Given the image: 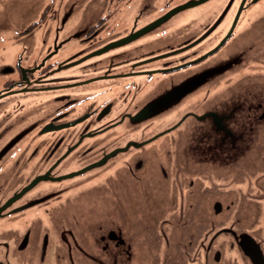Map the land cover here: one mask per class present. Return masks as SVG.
<instances>
[{
	"label": "flooded vegetation",
	"instance_id": "1",
	"mask_svg": "<svg viewBox=\"0 0 264 264\" xmlns=\"http://www.w3.org/2000/svg\"><path fill=\"white\" fill-rule=\"evenodd\" d=\"M25 1L0 15V127L30 130L0 133V264H264V0ZM218 60L206 87L234 84L160 131L167 103L126 102ZM153 71L173 79L151 92ZM251 78L253 101L212 105ZM108 167L109 212L65 197Z\"/></svg>",
	"mask_w": 264,
	"mask_h": 264
},
{
	"label": "rangeland",
	"instance_id": "2",
	"mask_svg": "<svg viewBox=\"0 0 264 264\" xmlns=\"http://www.w3.org/2000/svg\"><path fill=\"white\" fill-rule=\"evenodd\" d=\"M28 5H29L28 2L25 0H0V15L3 11L8 10L9 8L19 9V8L23 7L25 10H28V7H29ZM212 46H213V44L209 43V41H207L202 45V47L199 50L194 52L197 54H195V55L189 54V55L185 56L184 58H178L179 61L181 59H185V60H183L182 62H174V64L184 63L183 65H188L189 61L198 60L205 52H207L210 48H212ZM191 63H194V62H190L189 64H191ZM225 64L226 63L223 62L222 60H218L216 62L212 61L211 63L205 62L204 64H200L199 65L200 67L198 69L190 72L185 77V79L178 82V84L175 83V84L170 85L171 87L168 86L167 88H164L167 90L164 93H162V92L160 93V91H157L156 93L153 94V96L150 99H148V97H146L149 94L147 92L135 93L133 95L127 94L126 102H128L133 96H135L136 97L135 102H139V106H138L137 110H139L140 108L145 106L147 103L152 104V103L158 102V101L167 103L166 105L163 106V108H161V112L163 114H165V113L168 114L167 117L163 118V119L155 120L152 122V125H151V129H152L153 133L160 131V129L164 128V125H168L171 121L175 120L177 118V116L180 114V111L178 109H176V107H177L176 104L180 103V101L183 97L187 96L188 94H192V92H194L197 89L200 90L198 92L199 96L197 95L198 94L197 93L196 95L190 97L187 101H185V105L183 107L184 111H185L187 109H190L192 107V105H196V104L200 105L202 102H206L208 100L209 95H210V97L213 96V92L217 86H218L217 90H215V91H219L220 89H223L224 86H226L230 83H233L237 79V77H235V79L228 81L225 78V79H222L221 81H219L214 86H212L210 84V87H206L208 84V81H211V80L217 78L216 76H218V74H216V76H215V73L222 72V71L226 70V69H224ZM218 66L223 67V68L219 69ZM159 68H162V66H159ZM153 73L159 74V75L154 76V79L152 80V83L149 86L151 89V92L154 89H156L158 86H159V88L162 87L161 85H163V81L166 82L167 79L168 80L173 79V78H169L170 76L165 75L166 74L165 71H153ZM177 75H180V74H177ZM177 75H174V76H177ZM177 78H180V77H177ZM182 78L183 77H181V79ZM251 79H248L244 84H239L237 91H232L231 93L227 94L224 97H219L216 95L215 97H217V98H215L214 100L211 101L212 105H216L219 102H223V103H231V106H232V104H234V103L253 101V99H252L253 91L250 89L249 85H250V83H255L254 81H256V79H254V78L252 80ZM126 82L127 81H125V83ZM125 83H122L120 85L115 84V86H116L115 92L121 91L123 89V86L125 85ZM141 85H143V83H141ZM203 87H206V88L201 89ZM240 88L242 89V92H240ZM174 92L179 93V95L174 96V94H173ZM40 95H41L40 97L34 99L35 103L44 102V101H47L49 99V97L43 96L46 94H40ZM123 95H125V94H123ZM222 95H220V96H222ZM197 96L199 97V99ZM144 97H146V98H144ZM102 99L105 100V98H102ZM123 102H125V101L120 99V101L118 103V105H119L118 111H121L124 108ZM52 109H53V107H52ZM207 109H208V106L206 107V110ZM49 111H52V110L51 109L41 110V112H45V113H48ZM144 112H148V108L143 111L142 116L144 115ZM45 115L46 114H43V116H41V117H44ZM114 115H115V111L113 113V116ZM49 116H50V114H49ZM221 118L223 119V117H221ZM228 121H229L228 119H224L223 123L225 124L226 127H229V125L227 123ZM208 123H209L208 119L204 120L203 124H200L197 126L196 132H198L199 134H208L210 132V125ZM215 123H216V121H215ZM40 124H43V123L41 122ZM219 124L221 125V123H219ZM9 129L10 130H16V134L30 133V130L27 129L23 125H22V128H20V126H17V125H15L11 128L10 127L9 128L0 127V133H4V132L6 133V132H8ZM186 133H188V131ZM139 134H140V132H137V135H139ZM188 135H189V133H188ZM49 142L50 141H48V140H45L44 142H42L41 139H35V149L40 148L41 150H45V149H47ZM93 143H95V142L90 140L88 142V145L93 144ZM25 144L26 143H23L21 145L22 148L25 146ZM38 144H39V146H38ZM77 159H79V157H77ZM99 164L100 163L95 161L93 165L97 166ZM76 167H78V166L74 163L72 165L71 169H75ZM111 174H113V168L112 167L106 168L102 174L99 171L88 174L89 177L86 179L87 180L85 182L86 184L82 185V186L73 185L72 187L75 190H72L71 192L66 194L65 197L74 198V199L86 197L84 199V202H89L91 199H99V203H100L99 209L104 213L109 212L110 211L109 209H111V206L108 205V202L105 200L106 199H112L110 186L103 187V186L98 185V184L101 182H108V178L110 177L109 175H111ZM80 181H85V179L78 178V179L73 180V183L74 182H80ZM92 187H96L97 189L95 188L94 190H90ZM99 189L101 192L103 191V194H100ZM85 190H86V193H88V194H84ZM99 195H101V196H99ZM121 221L124 223V220H121ZM131 227L134 230H138V223L133 222Z\"/></svg>",
	"mask_w": 264,
	"mask_h": 264
},
{
	"label": "water",
	"instance_id": "3",
	"mask_svg": "<svg viewBox=\"0 0 264 264\" xmlns=\"http://www.w3.org/2000/svg\"><path fill=\"white\" fill-rule=\"evenodd\" d=\"M190 5H192V4H190ZM186 6H189V5H186ZM186 6H184V7H186ZM183 7V8H184ZM160 103L161 102H154V103H152V105L154 106V105H160ZM71 125H74V123H71V124H66V125H62V126H56V127H50V125H47V126H45L43 129H42V132H47V131H51V130H58V129H62V128H64V127H68V126H71Z\"/></svg>",
	"mask_w": 264,
	"mask_h": 264
}]
</instances>
